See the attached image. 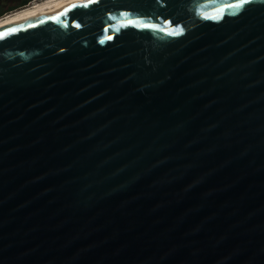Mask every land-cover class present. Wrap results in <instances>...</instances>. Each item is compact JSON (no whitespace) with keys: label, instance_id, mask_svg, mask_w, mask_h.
<instances>
[{"label":"water","instance_id":"water-1","mask_svg":"<svg viewBox=\"0 0 264 264\" xmlns=\"http://www.w3.org/2000/svg\"><path fill=\"white\" fill-rule=\"evenodd\" d=\"M0 264H264V0L0 29Z\"/></svg>","mask_w":264,"mask_h":264},{"label":"bare ground","instance_id":"bare-ground-1","mask_svg":"<svg viewBox=\"0 0 264 264\" xmlns=\"http://www.w3.org/2000/svg\"><path fill=\"white\" fill-rule=\"evenodd\" d=\"M84 0H39L35 3L18 9L4 18H0V29L36 18L53 12L61 7L76 4Z\"/></svg>","mask_w":264,"mask_h":264},{"label":"flooded vegetation","instance_id":"flooded-vegetation-1","mask_svg":"<svg viewBox=\"0 0 264 264\" xmlns=\"http://www.w3.org/2000/svg\"><path fill=\"white\" fill-rule=\"evenodd\" d=\"M33 0H0V15L18 7L27 5Z\"/></svg>","mask_w":264,"mask_h":264},{"label":"rangeland","instance_id":"rangeland-1","mask_svg":"<svg viewBox=\"0 0 264 264\" xmlns=\"http://www.w3.org/2000/svg\"><path fill=\"white\" fill-rule=\"evenodd\" d=\"M36 1H39V0H33L32 2L28 3L27 5H24V6L18 7V8H16V9L10 10V11H8V12H5V13H3V14L0 15V18H1V17L4 18V17H6L7 15L11 14L12 12H14V11H16V10H18V9H21V8H23V7L29 6V5H31V4H33V3H35Z\"/></svg>","mask_w":264,"mask_h":264},{"label":"snow or ice","instance_id":"snow-or-ice-1","mask_svg":"<svg viewBox=\"0 0 264 264\" xmlns=\"http://www.w3.org/2000/svg\"><path fill=\"white\" fill-rule=\"evenodd\" d=\"M73 7H75V5H73ZM60 15H63V13H61ZM53 19H56L58 17H52ZM146 26H154V25H146ZM77 27H79V25H77ZM9 31H17V29H9ZM6 34V33H5ZM173 34H179V31H174Z\"/></svg>","mask_w":264,"mask_h":264}]
</instances>
